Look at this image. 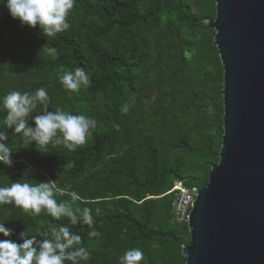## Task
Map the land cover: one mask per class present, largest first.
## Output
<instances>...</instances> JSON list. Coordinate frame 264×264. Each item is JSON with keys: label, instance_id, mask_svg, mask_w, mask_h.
Instances as JSON below:
<instances>
[{"label": "trees", "instance_id": "1", "mask_svg": "<svg viewBox=\"0 0 264 264\" xmlns=\"http://www.w3.org/2000/svg\"><path fill=\"white\" fill-rule=\"evenodd\" d=\"M5 4L0 0V97L43 87L48 111L61 108L97 122L74 150L63 143L40 148L2 125L0 111V131L12 150L11 164H0V186L55 181L58 203L90 208L94 219L90 227L77 212L73 225L0 205L9 238L22 243L27 232L39 243L63 225L81 236L66 252H90L87 261L66 264H120L132 248L143 251L140 264H186L190 229L175 219V193H168L176 183L206 188L220 162L224 70L216 32L205 24L216 18V0H75L70 28L54 38L22 26ZM77 67L91 83L70 93L60 77ZM43 111L38 103L31 116ZM72 191L85 202L73 200ZM93 230L100 236L89 239Z\"/></svg>", "mask_w": 264, "mask_h": 264}, {"label": "water", "instance_id": "2", "mask_svg": "<svg viewBox=\"0 0 264 264\" xmlns=\"http://www.w3.org/2000/svg\"><path fill=\"white\" fill-rule=\"evenodd\" d=\"M224 70L220 162L195 188L186 264H264V0H216Z\"/></svg>", "mask_w": 264, "mask_h": 264}, {"label": "clouds", "instance_id": "3", "mask_svg": "<svg viewBox=\"0 0 264 264\" xmlns=\"http://www.w3.org/2000/svg\"><path fill=\"white\" fill-rule=\"evenodd\" d=\"M75 0H6V8L13 19L19 20L22 26L39 29L46 38H54L70 28L67 17L74 6ZM60 83L70 93H77L82 87L90 85L89 75L81 67L65 72ZM48 93L41 87L34 93L11 91L0 97V111L5 112L2 125L13 128L17 134H23L24 144H35L46 148L49 144L63 146L74 150L83 145L96 128V120L83 114L74 115L61 108L47 110ZM38 103L44 105V111L35 116L31 114L37 109ZM128 111V106L122 108ZM31 116L35 127L29 126ZM8 139L5 132L0 131V164H11L12 150L4 143ZM60 190L55 181L28 182L24 180L12 182L8 186H0V205H15L25 212L31 211L39 215L45 212L48 216L59 220L65 217L73 225L77 223L76 213H80L83 224L92 226L94 219L90 208L73 209L69 202H57L56 194ZM73 200L85 202L75 192L69 193ZM99 213V209H97ZM0 264H66L80 257L87 261L90 252L86 247H76L71 252L67 249L80 245L81 236L74 235L67 226L54 228L50 239L37 242L36 237L27 232L21 233L22 243L9 237L12 232L0 222ZM100 233L93 230L89 239L99 237ZM144 253L140 248L126 250L120 257V264H140Z\"/></svg>", "mask_w": 264, "mask_h": 264}, {"label": "built area", "instance_id": "4", "mask_svg": "<svg viewBox=\"0 0 264 264\" xmlns=\"http://www.w3.org/2000/svg\"><path fill=\"white\" fill-rule=\"evenodd\" d=\"M175 193L173 215L180 222H187L190 217L193 203L196 200L194 189L186 188L182 183H176L168 194Z\"/></svg>", "mask_w": 264, "mask_h": 264}]
</instances>
